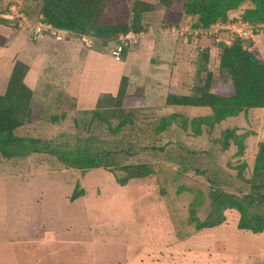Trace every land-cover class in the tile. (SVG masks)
Returning <instances> with one entry per match:
<instances>
[{"label":"rangeland","instance_id":"rangeland-1","mask_svg":"<svg viewBox=\"0 0 264 264\" xmlns=\"http://www.w3.org/2000/svg\"><path fill=\"white\" fill-rule=\"evenodd\" d=\"M17 1L27 7L33 18L37 17L34 0H0V13ZM130 2L122 0L126 7ZM182 2L177 0L178 5ZM251 5L246 2L231 15ZM169 14L173 17H167L166 23L197 21L196 17L185 21L182 13L171 9ZM205 39L209 44L202 48V44L174 35L149 37L154 49L155 45L161 48L155 53L151 71L172 66L180 70L181 80L169 89L167 80L154 83L150 87L153 89L145 91L146 103L137 108L134 124L119 132H112L107 123L95 120L92 112L57 113L54 107L45 109L40 121L15 132L25 139L23 146H19L30 151L37 144L40 146V142L32 143V139L59 141L68 136L74 144L90 136L102 145H109L123 137L133 146V154L124 161L153 164L155 173L121 185L111 166L81 169L68 166L48 153L6 157L0 151V237L17 241L0 244V256L12 261L11 264H15L13 252L20 259L26 252L34 258L43 257L44 264H75L78 260L92 264L90 260L96 256L93 241L107 238L109 242L124 241L128 245L139 243V247L130 246L133 250L127 249L128 245L121 248L114 244L107 254L118 259L138 258L142 264H264V231L255 233L240 228L241 212L237 208H226L225 220L210 228L198 229L193 218L194 215L205 220L212 212V196L217 189L244 198L249 191L248 180H257L255 158L260 142L264 141L263 109H249L209 124L197 119L210 115V107L167 103L169 92L190 94L195 88L197 70L206 50L210 57L207 65L217 83L226 91L232 90L227 72L219 66L220 43L212 37ZM255 43L252 51L264 55V32ZM40 44L41 41H32L0 16V92L5 91L11 63L22 52L28 59L37 47L41 48ZM102 45L96 38L91 47ZM176 50L179 53L174 54ZM107 51L114 56L115 43ZM52 60L51 57L48 65L53 69ZM173 113L183 115L186 120L176 117L164 131L158 132L162 118ZM54 115L61 118L55 121ZM111 121L113 127L118 123V119ZM228 129L234 132L226 142ZM122 145L119 142L120 148ZM243 202L250 214L264 213V205ZM46 230L51 242L44 245L37 239L47 236Z\"/></svg>","mask_w":264,"mask_h":264},{"label":"trees","instance_id":"trees-1","mask_svg":"<svg viewBox=\"0 0 264 264\" xmlns=\"http://www.w3.org/2000/svg\"><path fill=\"white\" fill-rule=\"evenodd\" d=\"M35 18L40 16L54 25L71 29L80 34H92L100 39L103 45L116 42L120 34L129 31L139 32L147 26L143 23L145 12L171 9L191 18L196 17L195 24L209 25L219 19L242 17L253 22L264 21V0H183L182 5L177 0H131L130 4H122V0H34ZM253 5L244 8L239 14L231 15L244 3ZM244 41L237 39L232 45L220 44L219 66L227 72L231 80L232 90H224L217 83V78L208 68L209 51L203 54V59L197 70L195 88L190 94H175L169 92L167 103L180 106H208L212 113L199 117L197 120L213 124L228 117L238 116L241 112L264 107V61L252 50L243 46ZM29 65L17 59L13 65L4 92H0V151L6 157L25 156L31 152H41L54 155L68 166L81 169L111 166L116 180L126 185L135 178H145L155 173V166L150 163H126V156L133 154V146L123 137L114 140L109 145H102L96 137L77 140L72 144L68 136L59 141L32 139V143L40 146L30 151L20 147L25 140L15 135V132L30 123L43 118L39 103L34 97L32 88L26 83L25 77ZM146 103V93L143 87L135 92H129V77H122L116 95L104 93L98 100L97 107L82 112H92L95 120L108 124L112 132H119L135 122L136 110ZM61 116H64L61 115ZM54 115L53 120L61 118ZM176 117H186L173 113L163 117L157 131H164ZM112 119H118L115 127ZM233 130H227L226 142L233 135ZM119 142H123L121 148ZM23 146V145H21ZM243 153V145L240 146ZM264 141L260 142L255 158L254 176L257 180H248L249 191L244 198L225 193L217 189L213 194V210L205 220L196 219L198 229L210 228L225 220L224 210L235 207L240 212L238 226L255 233L264 231V213L250 214L244 200L258 206L264 205ZM76 192V191H75ZM74 195L76 197V193Z\"/></svg>","mask_w":264,"mask_h":264},{"label":"crops","instance_id":"crops-1","mask_svg":"<svg viewBox=\"0 0 264 264\" xmlns=\"http://www.w3.org/2000/svg\"><path fill=\"white\" fill-rule=\"evenodd\" d=\"M168 11L167 9H160L145 12L143 14V23L145 26H148L163 21L166 22L167 17H173L170 14L168 15ZM183 16L185 21L190 18L185 14H183ZM150 19H153V22ZM39 41H41V48L37 47V51L34 55L25 59L24 52H22L23 54L21 53V55L17 56L16 60L20 59L29 65V71L25 77V81L32 88L34 97L39 103V109L43 116L45 109L51 110L52 107H54L53 110L57 113L63 110L83 111L95 109L98 100L104 93L117 94L124 75L129 77L130 93L135 92L138 87H143L148 93L150 89H153V87H150L153 86L154 83L158 85L162 80H167V89H169V87L174 88L175 84L181 80L180 70L172 66H169V68L165 67L164 70L161 67H156V72L151 71L152 65L155 64L153 63L155 53H157V51L159 52L161 48L155 45L154 49L151 44L153 42L150 41L149 38L133 47L126 48L123 54V59L125 58L124 62L117 61L114 56L107 51L109 45L115 43L114 41L109 45H102L101 48L88 47L79 35H75L71 39L63 42H57L51 37H44ZM200 44H202V48H205L209 42L203 39ZM22 47L23 45H21V48L17 49V51L20 52ZM182 47L180 48V52L183 51ZM173 53H179V51L176 50ZM62 56L67 59H62ZM257 56L264 61L263 54ZM51 57L54 59L52 60L53 69L48 65V60ZM15 61L9 66L7 82ZM50 67L53 70V76L59 75L57 78H53L51 75ZM76 67L79 69H76ZM177 89L180 88L177 86ZM257 109L264 110V107ZM56 112L54 114H57ZM25 156H28V154ZM46 233L47 236H43V239H35L44 245H46V243L49 244L51 242V235L49 230H46ZM45 238H49V240H45ZM41 239L43 241H39ZM15 241L16 240L9 239L1 240L0 237V244L17 243V241ZM22 241L24 242L25 239ZM93 244L96 248V251H94L96 256L94 257L95 259L90 260L92 264H142L141 260L138 258L128 257L125 259H118L114 254H112L111 257L107 254L108 250L114 248L115 245L121 248L128 245L124 241L109 242L107 238H101L100 240L96 239L93 241ZM130 246H134L135 248L140 245L139 243H130L127 249L131 248ZM134 248H131V250ZM98 250L99 253H97ZM13 254L15 257V264H44L45 262L43 257L34 258L28 252L21 254V259L16 252H13ZM0 259V264H11L12 262L5 259L3 256H0ZM75 264L90 263H83L82 260H78Z\"/></svg>","mask_w":264,"mask_h":264},{"label":"built area","instance_id":"built-area-1","mask_svg":"<svg viewBox=\"0 0 264 264\" xmlns=\"http://www.w3.org/2000/svg\"><path fill=\"white\" fill-rule=\"evenodd\" d=\"M0 16L16 27L18 30L28 34L31 40L39 41L44 37H51L56 41H67L79 35L84 43L91 47L96 40L92 34H80L71 29L54 25L40 16L33 19L22 2L11 3ZM264 32V21L253 22L248 19L237 17L226 20L219 19L209 25L195 24L192 21L184 23H166L148 25L139 32L129 31L120 34L115 42L116 60L121 61L126 48L139 44L149 37L159 35H174L185 41L200 45L205 38H214L218 43L232 45L237 39L244 41L243 46L252 50L256 38Z\"/></svg>","mask_w":264,"mask_h":264}]
</instances>
